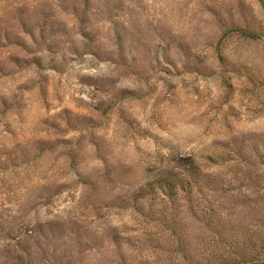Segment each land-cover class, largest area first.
Segmentation results:
<instances>
[{"label":"rangeland","instance_id":"rangeland-1","mask_svg":"<svg viewBox=\"0 0 264 264\" xmlns=\"http://www.w3.org/2000/svg\"><path fill=\"white\" fill-rule=\"evenodd\" d=\"M0 264H264V0H0Z\"/></svg>","mask_w":264,"mask_h":264}]
</instances>
